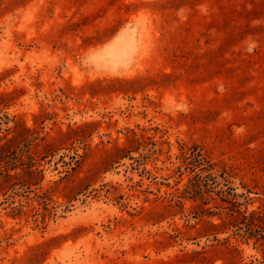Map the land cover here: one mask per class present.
<instances>
[{"label":"rangeland","instance_id":"rangeland-1","mask_svg":"<svg viewBox=\"0 0 264 264\" xmlns=\"http://www.w3.org/2000/svg\"><path fill=\"white\" fill-rule=\"evenodd\" d=\"M0 264H264V0H0Z\"/></svg>","mask_w":264,"mask_h":264}]
</instances>
